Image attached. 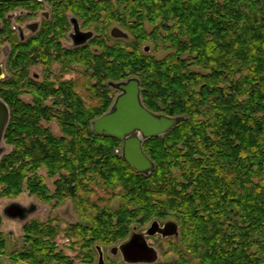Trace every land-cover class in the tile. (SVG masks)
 I'll list each match as a JSON object with an SVG mask.
<instances>
[{"label":"trees","instance_id":"1","mask_svg":"<svg viewBox=\"0 0 264 264\" xmlns=\"http://www.w3.org/2000/svg\"><path fill=\"white\" fill-rule=\"evenodd\" d=\"M112 14L131 42L116 43L99 84L135 78L145 108L184 118L143 142L154 170L136 173L120 142L91 131L113 101L108 88L95 105L66 99L70 111L56 113L40 98L21 105L0 87L10 147L0 159V197L27 190L42 202L70 200L86 224L61 232L84 245L86 259L92 243L124 241L133 224L168 220L178 226L176 259L158 264H264V0H116ZM97 190L109 199L92 200ZM59 232L24 225L28 247L17 258L75 264L57 251ZM5 247L0 233V254Z\"/></svg>","mask_w":264,"mask_h":264},{"label":"flooded vegetation","instance_id":"2","mask_svg":"<svg viewBox=\"0 0 264 264\" xmlns=\"http://www.w3.org/2000/svg\"><path fill=\"white\" fill-rule=\"evenodd\" d=\"M115 6L116 0H0V87L11 90L21 105L32 107L40 98L56 113L70 111L73 103L66 99L84 100V93L97 97L108 88L117 96L110 80L99 84L116 42L129 40L125 28L115 24ZM115 28L125 36L114 37ZM25 210L29 214L34 208ZM156 222L158 229L167 223ZM147 231L132 228L128 238H164Z\"/></svg>","mask_w":264,"mask_h":264},{"label":"water","instance_id":"3","mask_svg":"<svg viewBox=\"0 0 264 264\" xmlns=\"http://www.w3.org/2000/svg\"><path fill=\"white\" fill-rule=\"evenodd\" d=\"M112 35L123 38L125 34L115 28ZM148 47L144 52H148ZM119 94L113 100L109 110L93 120L90 124L91 131L96 136L109 137L121 143V157L139 174L149 175L154 170L153 162L143 151V142L172 131L183 117H168L149 111L142 104L140 83L135 78L112 84ZM9 122V110L5 103L0 100V151L3 135ZM1 159V158H0ZM6 216L11 220L25 219L27 212L18 204H12L6 208ZM161 233L162 237H176L178 235L177 224L169 221L163 229H158L156 221L151 223L148 235ZM98 264L103 263V255L99 246ZM119 251L127 264H155L158 254L154 248L149 246L143 238L132 237L121 244L118 248H112L111 253Z\"/></svg>","mask_w":264,"mask_h":264},{"label":"rangeland","instance_id":"4","mask_svg":"<svg viewBox=\"0 0 264 264\" xmlns=\"http://www.w3.org/2000/svg\"><path fill=\"white\" fill-rule=\"evenodd\" d=\"M120 41L121 42H119V44L122 46L131 42L130 39L128 42L123 40ZM143 47L149 46L143 44L141 49ZM110 93H113V98L116 96L115 92L110 91ZM84 102L87 106H92L96 104L97 99L95 97L88 96L87 93H84ZM47 125L51 128L55 135H59V129L56 122L52 121ZM1 146L4 148L3 155L10 151V147H8L4 142H2ZM118 152L121 154V148ZM39 175L43 176L45 184L51 191H53V180L46 177L44 170H40ZM97 198L107 201L109 199V195L106 192L97 190L92 196V200H96ZM12 204H18L23 208L33 207L34 211L29 213L22 221L11 220L6 216L4 210ZM115 204L116 200L114 199L110 205L114 206ZM79 216V213L75 211L70 200H65L59 205H55L53 202H42L36 197V195L30 194L27 190H23V192L16 198L0 197V233L6 241L5 250L0 254V264H32L30 261H23L16 256L21 254L22 251L28 247V243L26 244L25 239L23 238V226L33 221L44 224L47 223V220L52 221V227L60 230L58 237L54 239V242L57 245V251L62 252L67 258L73 260L75 264H98V253L96 251V246L98 245L103 255L104 264H127L119 251H117L116 254H112L111 250L112 248H118L125 241L130 240V238H128L129 234L124 241L110 245L100 243L95 245L96 243H92L91 249L94 250V252L93 256L90 257L91 259L85 258L87 249L83 247L84 245L82 243L75 244L73 239L63 237L64 235L61 231L66 230L70 225L77 223L86 224V222L80 219ZM152 221L153 220L149 221L145 225L133 224L130 226L129 230L131 231L132 228H136L138 231H145L150 228ZM165 222L169 221L166 220ZM177 241V238H147L146 243L154 248L158 254V259L155 264L169 262L176 259V255L172 248L173 244H177ZM84 260H87V263L84 262ZM190 264L195 263L191 261Z\"/></svg>","mask_w":264,"mask_h":264}]
</instances>
